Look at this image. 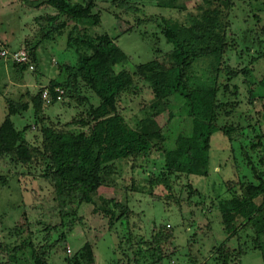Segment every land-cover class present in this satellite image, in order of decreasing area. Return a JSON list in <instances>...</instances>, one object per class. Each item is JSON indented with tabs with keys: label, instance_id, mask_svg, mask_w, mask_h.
Returning a JSON list of instances; mask_svg holds the SVG:
<instances>
[{
	"label": "rangeland",
	"instance_id": "1",
	"mask_svg": "<svg viewBox=\"0 0 264 264\" xmlns=\"http://www.w3.org/2000/svg\"><path fill=\"white\" fill-rule=\"evenodd\" d=\"M93 12L101 14L99 24L69 17L57 19L55 26L63 20L66 24L54 32L55 37L40 42L35 69L20 72L16 62L0 59V123L8 113L9 100L28 102L29 108L14 114L13 120L19 129L30 126L27 138L31 142L41 136L42 125L67 126L85 130L97 141L102 137L101 148L106 150V131L96 129V122L84 126L71 123L82 116L87 120L84 105L66 98L51 105L43 103L42 113L47 116L43 124L35 114L32 97L58 75L64 59L74 58V51L67 46L70 34L118 35L116 41L127 59L117 64V69L133 73L138 64L150 61L158 63L152 70L156 72L176 65L177 60L171 57L174 46L163 32L166 18L177 22L180 31L191 36L199 47L213 43L217 33L225 35L226 49L198 57L191 77L198 82L206 80L219 66V82L229 84L228 94L239 100V119L249 116L264 131V0H94ZM54 13L55 7L48 4L32 6L27 0H0V49L30 48V43L41 35V22ZM141 74L133 76L138 90L121 94L119 111L132 126L154 115L152 129L156 132L148 159H137L135 167L131 157L112 160L99 189L86 196L92 198L91 202L68 200L61 213L54 183L44 176L46 169L40 158L29 165H15L8 158H0V264H38L37 256L45 258L44 264H89L87 256L77 255L87 243L95 252L96 264H199L209 256L212 260L214 246L227 236L219 206L221 198L231 196L225 193V180L242 175L251 179L252 172L242 160L238 149L241 144L231 142L218 130L212 135L208 175L168 173L164 150L176 145L179 134L191 132L192 121L180 97L171 95L165 103L155 94L151 81ZM84 93L94 95L90 90ZM159 130L164 140L159 139ZM261 199L259 194L241 208L237 222ZM241 204L234 201L236 206ZM55 230L66 241L60 237L51 241L48 234ZM240 230L247 244L242 264H264V234L261 250L254 248L256 230L251 225H242ZM59 242L65 253H56ZM146 247L156 256L175 252L161 263H147Z\"/></svg>",
	"mask_w": 264,
	"mask_h": 264
},
{
	"label": "trees",
	"instance_id": "2",
	"mask_svg": "<svg viewBox=\"0 0 264 264\" xmlns=\"http://www.w3.org/2000/svg\"><path fill=\"white\" fill-rule=\"evenodd\" d=\"M27 2L32 6L48 4L56 9V13L41 22L43 24L40 30L41 35L30 43L35 62H37L36 50L40 42L55 37L54 32L57 33L61 26L66 24V20H63L55 26L54 22L57 19L63 17L68 19L69 17L91 25L99 24L101 21V14L93 12L94 0H84V2L27 0ZM205 30L212 35L209 28ZM163 32L174 46L171 57L177 60V64L157 72L152 71L158 65L156 61L138 64L133 73L125 68L117 69V64L127 59L126 52L116 41L118 35L112 36L107 32L93 35L83 32L77 35L70 34L68 37V49L71 48L75 56L73 59H64L60 63L58 75L51 78L48 85L50 87L62 86L65 90L64 98L86 107L87 120L82 116L75 118L71 123L84 126L89 121L96 122V129L106 131L103 137L107 142L106 150L103 151L101 148L102 137L101 141H97L85 130L67 128V126L56 128L51 125H42L41 136L31 142L27 138L30 126L25 125L18 129L11 117L13 114H20L27 110L29 103L9 100L8 113L0 123V158H8V162L15 163V165H29L35 159L40 158L41 164L46 169L44 176L54 183L61 213L64 212L68 200L91 202L92 198L88 199L86 196L99 189L103 182L104 172L113 164L112 160L131 157L132 166L135 167L137 159H148L154 132H156L152 129L154 115L141 118L135 126H132L119 111L121 94L124 91H137L133 76L144 73L151 81L159 99L167 103L171 95L180 97L192 121L191 132L179 134L176 145L164 150L165 170L168 173H182L186 177L192 174L208 175L212 135L218 130H222L231 142L241 144L237 146L241 151L243 162L250 167L252 178L242 175L225 180V193H230L231 196L221 198L219 206L227 236L214 246L215 252L211 255L212 260L209 256L198 263L242 264L241 256L245 252V245L247 246L246 242L242 241L240 230L242 225H251L256 230L257 243L254 248L259 247L263 250L264 131L260 129V125L255 126L249 116L239 119L242 115L238 109L239 100L237 96L234 98L228 94V91H231L229 84L219 82V66L215 73L208 76L206 80L198 82L191 77L190 71L198 57L216 50L223 52L226 49L225 35L221 37V34L217 33L212 38L213 43L199 47L193 43L191 36L180 31V25L177 22L174 24L166 18ZM17 64L20 72L28 68L25 64ZM261 83L264 84V78ZM43 88L44 86L32 97V102L35 114L44 124L47 116L42 113ZM85 90H90L94 95L85 94ZM262 116H264V110ZM157 134L159 139H165L161 130L157 131ZM194 191L200 193L197 187H194ZM259 194L262 196L261 201L256 207L254 206V209L247 211L241 222H237L238 211L255 200ZM237 200L242 201L240 206L234 205V201ZM163 227L166 229L165 224ZM168 227L173 231L171 224ZM48 237L51 241L58 240L59 237L63 242L66 241L65 236L60 235L59 230L49 233ZM231 239H236V241L232 242ZM61 245L59 242L55 247L58 254L65 253ZM140 250L144 249L141 247ZM46 251L47 249L44 253ZM174 252V250L170 251L163 257L156 256L153 251L149 254V249L146 247L144 260L147 263H157V261L161 263L165 257L171 256ZM77 255L87 256L89 264H96V261L94 262L95 252L88 243ZM195 259L193 261H196ZM44 260V257L37 256L38 264H44Z\"/></svg>",
	"mask_w": 264,
	"mask_h": 264
},
{
	"label": "built area",
	"instance_id": "3",
	"mask_svg": "<svg viewBox=\"0 0 264 264\" xmlns=\"http://www.w3.org/2000/svg\"><path fill=\"white\" fill-rule=\"evenodd\" d=\"M0 59L12 60L16 63L25 64L29 69H35V58L33 51L30 48H18L11 50L9 48L0 49ZM65 90L62 86L56 85L50 87L45 85L41 96L45 105H51L57 101L64 99ZM71 248H67V252H71Z\"/></svg>",
	"mask_w": 264,
	"mask_h": 264
},
{
	"label": "crops",
	"instance_id": "4",
	"mask_svg": "<svg viewBox=\"0 0 264 264\" xmlns=\"http://www.w3.org/2000/svg\"><path fill=\"white\" fill-rule=\"evenodd\" d=\"M6 60V59H5ZM6 61H8V60H6ZM6 65H7V63H6ZM14 115V114H13ZM13 115L11 116L12 117V119H13ZM6 117V116H5ZM14 121V120H13ZM16 125V124H15ZM17 127V126H16ZM19 129V128H18ZM254 247H256V245H254ZM257 249V248H256ZM258 249H260L259 247H258Z\"/></svg>",
	"mask_w": 264,
	"mask_h": 264
}]
</instances>
